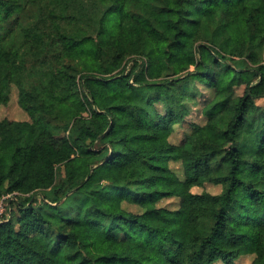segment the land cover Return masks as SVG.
Returning <instances> with one entry per match:
<instances>
[{"label": "trees", "instance_id": "obj_1", "mask_svg": "<svg viewBox=\"0 0 264 264\" xmlns=\"http://www.w3.org/2000/svg\"><path fill=\"white\" fill-rule=\"evenodd\" d=\"M12 86L0 264H264V0H0V107Z\"/></svg>", "mask_w": 264, "mask_h": 264}, {"label": "rangeland", "instance_id": "obj_2", "mask_svg": "<svg viewBox=\"0 0 264 264\" xmlns=\"http://www.w3.org/2000/svg\"><path fill=\"white\" fill-rule=\"evenodd\" d=\"M134 61L129 63V66L126 70L133 65ZM201 94L189 102V115L183 120L182 123L173 126V133L170 137V142L173 144H179L184 139L185 135L188 134L190 130V124H204L205 118L202 116L201 109L202 106L211 98V92L206 90L202 86L198 87ZM242 87H238L235 89V95L242 94ZM256 106L258 107V111L254 115V120H259L260 118H264V99L258 100L256 102ZM157 110L162 112V108L157 105ZM261 112V113H260ZM8 120V121H27L30 122L29 116L18 106V89L15 86L11 87L9 94V101L7 104L0 107V121ZM169 168L171 171L179 178L183 179V171L182 165L179 162H169ZM193 193H202L207 192L210 194H218L220 192L219 186H214L211 184H205L202 187H194L192 188ZM37 200L36 204H39V200L41 198L40 195H36ZM34 198V197H33ZM15 199L14 197L4 196L0 199V221L5 217L15 216V207L11 204V200ZM13 201V200H12ZM179 200L177 198H166L157 203L159 208H166L170 210H174L178 207ZM123 207L125 210L140 213L141 210L132 204L123 203ZM254 259V255L241 256L237 258L234 264H250ZM214 264H222L221 262H216Z\"/></svg>", "mask_w": 264, "mask_h": 264}, {"label": "crops", "instance_id": "obj_3", "mask_svg": "<svg viewBox=\"0 0 264 264\" xmlns=\"http://www.w3.org/2000/svg\"><path fill=\"white\" fill-rule=\"evenodd\" d=\"M245 256H248V255H245Z\"/></svg>", "mask_w": 264, "mask_h": 264}]
</instances>
